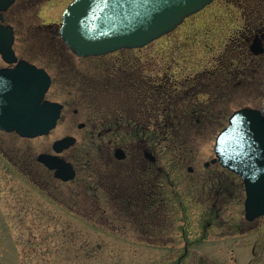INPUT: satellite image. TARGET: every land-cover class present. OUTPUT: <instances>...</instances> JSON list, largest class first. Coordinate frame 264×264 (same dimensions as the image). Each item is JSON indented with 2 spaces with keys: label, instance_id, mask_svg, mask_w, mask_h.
Here are the masks:
<instances>
[{
  "label": "rangeland",
  "instance_id": "obj_1",
  "mask_svg": "<svg viewBox=\"0 0 264 264\" xmlns=\"http://www.w3.org/2000/svg\"><path fill=\"white\" fill-rule=\"evenodd\" d=\"M70 1L18 0L7 14L15 21V48L20 57L39 67H48L54 80L57 79L59 85L53 84L50 100H61L62 90L66 95L73 92L84 96L92 107L108 104L105 105L107 112L116 113L115 108L120 110L121 103H126V119L150 129L154 124L159 127L156 120L164 123L171 107L181 110L183 106L204 112L203 108L209 105L217 114L221 111V126L218 127L216 121L214 126L212 124L210 129L216 132L211 139L197 136L196 140L192 131L190 135L185 126H181L180 115L172 116L173 132L177 136L172 137L169 133L174 140L172 149L188 150L186 153L192 159L197 152L206 159L214 156L215 137L227 125L234 111L244 107L261 108L264 54L255 56L249 52L250 55L246 56L242 53V46L247 43L243 40L245 32L264 23V0H218L186 19L173 33L147 47L121 50L87 62L66 51L68 47L57 34L55 38L51 36L58 32L61 16ZM103 62L106 63L102 69L87 68L89 63L99 66ZM78 71L91 73L82 75L79 83L74 84L76 78H70V75ZM176 99L179 102L174 106L169 103H175ZM198 101L206 104L199 105ZM153 102L162 118L149 119L148 109L152 111ZM144 103L148 107L140 105ZM110 104L115 108L112 109ZM63 133V128L59 127L48 137L29 141L16 134H2L3 140L15 146L10 155L0 153V264H264V237L256 234L264 233V227L236 235L239 231L234 226L240 222L236 214L244 216L243 204L236 210L225 211L226 220L232 216L234 219L229 221V228L214 222L206 232L201 209L193 207L192 227L186 237L181 232L184 223L178 215L179 221L174 227L162 233L168 244L163 243L160 247L137 243V236L148 235L140 232L119 229L117 233L121 238H117L106 227L108 217L99 216L100 222L95 224L94 218L89 216L66 215L64 225L58 226L49 225L44 217L23 213L17 221L15 212L26 210V192L30 187L26 181V169L13 164L17 160L15 151L50 152L48 147ZM153 140L146 144L152 145L153 142L152 146H156L153 148L162 161L172 160L173 155H166V151H170L171 139L159 135ZM8 157L13 160L10 162ZM82 193V208L89 209L94 199L91 194ZM35 194L41 200L40 193ZM186 239L193 242L189 244L187 254ZM257 240V251L253 255Z\"/></svg>",
  "mask_w": 264,
  "mask_h": 264
},
{
  "label": "flooded vegetation",
  "instance_id": "obj_2",
  "mask_svg": "<svg viewBox=\"0 0 264 264\" xmlns=\"http://www.w3.org/2000/svg\"><path fill=\"white\" fill-rule=\"evenodd\" d=\"M9 11L10 9L3 13L0 24L14 27L7 17ZM243 40L247 42L244 43L243 51L246 56L250 55L249 52L254 54V50L264 52V23L249 28ZM18 58L28 61L20 55ZM83 60L87 62L86 60L89 59ZM104 63L106 62L99 66L89 63L87 68L102 69L105 66ZM14 66L5 64L0 56V69ZM87 73L91 71L73 72L74 75H70V78L72 76L76 78L73 82L78 84L84 77L82 75ZM52 79V84L59 85L56 78V80ZM60 97L61 100L57 102L62 104L63 109L59 125L55 130L62 127L64 133L55 141L74 137L76 142L61 152L55 151V141L51 147H48L50 152L29 150L26 153H18L15 151L17 160L13 164L26 169V181L30 187L26 192V210L15 212L17 221V217H23V213L44 217L49 225L57 224L58 226L64 225L63 218L66 215L76 218L83 215L89 216L94 218L92 220L95 224L100 222L97 219L99 216L108 217L106 227L115 233L117 238H121L117 233L119 229L133 233L140 232L148 235L137 236V243H148L160 247L163 243L168 244L163 239L162 233L174 227V224L179 221L178 215L183 220L181 232L186 237L192 227L191 214L195 206L202 211L205 232L214 222L220 223L223 228H229V221L234 219L232 216L226 220L225 211L230 208V211L236 210L242 204L244 207L246 189L241 177L225 169L215 154L206 159L197 152L192 159L186 153L188 150L180 152L179 149H172L174 140L169 137L170 133V136L177 138L176 132H173L171 120L174 114H178L181 118V126H185L190 135L194 133L196 140L197 136H209L208 139H211L216 132L212 129L215 121L218 127L221 126V111L217 114L209 105L208 108H203L204 112H197L196 109L183 108V106L181 110L171 107L167 118H164L165 121L161 124L156 118L158 116L162 118V113L155 110L153 102L152 111L148 109L149 119L154 118L159 127L156 128L154 124L150 129L139 122L132 123L126 119L128 117L126 103H121L119 110L112 108L111 104H115L112 102L109 106L112 109L115 108L116 113H114L106 111L105 105L108 104L102 106L98 104L96 107L88 105L87 99L78 93L74 95L73 92H69L66 95L61 90ZM177 102H179L177 99L175 103L169 101L173 106ZM198 103L206 104L200 101ZM140 105L148 107L146 103ZM2 134H15L0 130V153L10 155L15 145L3 140ZM159 135H165L171 139L170 151H166V155H173L172 160L162 161L161 156L154 149L156 146H152L153 139ZM143 136L146 138H142ZM43 138L45 137L37 139ZM149 140L153 141L152 145L146 144ZM140 141L143 143L140 144ZM208 147H211V144H208ZM41 155H51L67 161L75 171V178L64 181L57 177V170L49 168L42 162ZM84 157L88 159L83 160ZM12 158L8 157V160L11 162ZM38 192L41 200L35 194ZM82 192L91 194V198L94 199L89 209L82 208L80 201ZM236 216H239L240 220L234 226L235 230L239 231L236 235L241 232H254L259 227H264V217L249 222L245 219V214L241 217L237 213ZM158 232L159 235L156 234ZM256 234L264 237L263 232ZM258 237L256 239H259ZM185 241L184 247L187 254L188 246L193 242L189 239ZM258 243L259 240L254 243L253 255L256 254Z\"/></svg>",
  "mask_w": 264,
  "mask_h": 264
},
{
  "label": "water",
  "instance_id": "obj_3",
  "mask_svg": "<svg viewBox=\"0 0 264 264\" xmlns=\"http://www.w3.org/2000/svg\"><path fill=\"white\" fill-rule=\"evenodd\" d=\"M213 0H76L67 9L61 35L80 56L101 55L121 48L144 47L172 32L184 20L204 9ZM14 0H0V11ZM12 33L0 28V52L7 62L17 61ZM260 53V51L256 52ZM49 76L36 67L20 62L15 70L0 72V129L34 138L56 127L61 107L44 101ZM72 139L60 141L69 145ZM216 152L225 166L245 179L249 220L264 215V107L244 109L230 119V126L218 138ZM40 159L59 169L63 163Z\"/></svg>",
  "mask_w": 264,
  "mask_h": 264
},
{
  "label": "trees",
  "instance_id": "obj_4",
  "mask_svg": "<svg viewBox=\"0 0 264 264\" xmlns=\"http://www.w3.org/2000/svg\"><path fill=\"white\" fill-rule=\"evenodd\" d=\"M242 48H243V46H242Z\"/></svg>",
  "mask_w": 264,
  "mask_h": 264
}]
</instances>
